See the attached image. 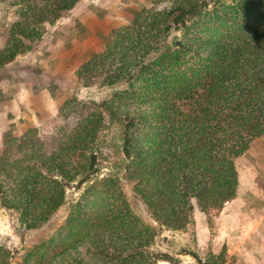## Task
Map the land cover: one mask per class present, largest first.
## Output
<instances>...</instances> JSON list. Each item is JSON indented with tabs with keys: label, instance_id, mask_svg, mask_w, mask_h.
<instances>
[{
	"label": "trees",
	"instance_id": "16d2710c",
	"mask_svg": "<svg viewBox=\"0 0 264 264\" xmlns=\"http://www.w3.org/2000/svg\"><path fill=\"white\" fill-rule=\"evenodd\" d=\"M0 71L76 22L83 0H9ZM130 0L128 24L106 37L74 77L109 90L95 103L67 99L60 126L0 132V209L24 242L70 202L63 225L22 254L0 244V264H179L151 250L158 231L192 236L194 212L236 199L240 162L264 139V0ZM122 127L123 179L155 227L99 173L98 134ZM199 263L188 248L179 250Z\"/></svg>",
	"mask_w": 264,
	"mask_h": 264
},
{
	"label": "rangeland",
	"instance_id": "374dc122",
	"mask_svg": "<svg viewBox=\"0 0 264 264\" xmlns=\"http://www.w3.org/2000/svg\"><path fill=\"white\" fill-rule=\"evenodd\" d=\"M129 1L83 0L80 8L74 11V24H66L58 29L48 36L40 49L19 56L0 71V132L11 128L18 135L35 128L43 136L54 126H60L62 106L67 99L75 97L78 100L100 103L110 97L109 90L81 88L74 74L88 56L101 51L107 35L113 29L128 24L124 13ZM148 1L152 0L146 2ZM9 2L0 0V42L5 28L13 22ZM169 2L170 0H158L156 8H167ZM108 11L110 15H106ZM104 12L106 18H103ZM97 21L100 23L97 24ZM121 138L120 124L108 125L98 134L99 173L87 186L104 178L117 180L135 215L155 227L142 203L133 196L131 185L123 179L125 161L121 151ZM242 163L243 160L240 165ZM84 188L86 187L83 186L80 191L68 190L67 203L41 230L32 233L24 242H21L12 229V215L0 209V244L20 255L24 249L48 239L63 225L70 202L81 195ZM230 203L232 201L225 203L219 211L202 213L196 209L192 236L168 230L158 231L151 250L166 252L174 256L179 264H260V249H264L261 248L264 244L253 242L250 238L247 242H244V238L235 239L236 232L243 233L240 227L244 224L225 226L223 216L230 208H235ZM237 247L239 249L236 251ZM182 248L193 251L199 263L189 255L179 254ZM157 264L170 263L158 261Z\"/></svg>",
	"mask_w": 264,
	"mask_h": 264
},
{
	"label": "crops",
	"instance_id": "0c3cea01",
	"mask_svg": "<svg viewBox=\"0 0 264 264\" xmlns=\"http://www.w3.org/2000/svg\"><path fill=\"white\" fill-rule=\"evenodd\" d=\"M105 12L103 18H106ZM109 13L110 11L106 15H110ZM87 17L90 19L89 15ZM98 23L100 21H97ZM254 143L242 158L244 163L240 165L237 197L229 204L234 205L235 208H230L223 216V220L226 222L225 226L244 224L240 227L243 233L239 234L234 231L236 232L235 239L244 238V242H247L250 238L253 242L264 244V139ZM236 226L235 228L239 230V227ZM261 248L264 246L262 245ZM238 249L239 247L236 248V251ZM260 250L261 255H259L262 259L260 264H264V249Z\"/></svg>",
	"mask_w": 264,
	"mask_h": 264
}]
</instances>
